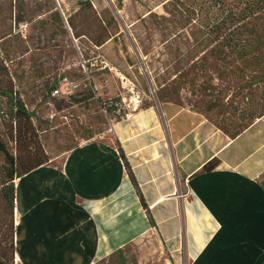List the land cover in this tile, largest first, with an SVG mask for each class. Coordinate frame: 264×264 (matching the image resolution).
Returning <instances> with one entry per match:
<instances>
[{
    "label": "crops",
    "instance_id": "0c3cea01",
    "mask_svg": "<svg viewBox=\"0 0 264 264\" xmlns=\"http://www.w3.org/2000/svg\"><path fill=\"white\" fill-rule=\"evenodd\" d=\"M112 124L108 144L86 140L16 180L20 264H100L150 233L184 264H264V114L232 137L159 99Z\"/></svg>",
    "mask_w": 264,
    "mask_h": 264
},
{
    "label": "rangeland",
    "instance_id": "374dc122",
    "mask_svg": "<svg viewBox=\"0 0 264 264\" xmlns=\"http://www.w3.org/2000/svg\"><path fill=\"white\" fill-rule=\"evenodd\" d=\"M88 1L95 12L85 4ZM159 2L0 0V35L4 30H12L11 35L0 40V84L9 85L12 81L33 112V122L50 158L47 163L60 165L71 148L86 140L108 144L114 139V134L108 132L111 124L136 103H159L157 83L191 57L193 38L188 35L189 29L174 38L177 29L171 21L161 19L166 13ZM55 10L63 16L62 22ZM149 10L155 14L150 15ZM70 16L86 32L84 36L73 35ZM117 30L121 33L109 42L108 56L105 48H95L96 39L107 38L109 32ZM105 59L109 63L106 68L102 62ZM216 70L212 64L196 84L186 83L180 95H172V100L203 112L232 133L264 113V76L251 67L244 77L228 81L216 78ZM197 71L202 73L199 68ZM65 76L74 83V93L69 97L52 95V87ZM209 83L215 95H201L199 87ZM7 104L6 98L0 96V121L3 115L7 117ZM0 129L6 131L4 125ZM5 167L4 155L0 153V182L5 178ZM6 216L7 211L1 210L0 204V221ZM14 218L16 223L15 210ZM14 264H20L16 257ZM100 264L184 261L172 257L162 239L150 233L128 243Z\"/></svg>",
    "mask_w": 264,
    "mask_h": 264
},
{
    "label": "trees",
    "instance_id": "16d2710c",
    "mask_svg": "<svg viewBox=\"0 0 264 264\" xmlns=\"http://www.w3.org/2000/svg\"><path fill=\"white\" fill-rule=\"evenodd\" d=\"M3 1L6 0H1ZM85 4L95 12L90 1ZM159 4H162L166 13L160 16L161 19L171 21L173 27L177 29L174 38L181 35L186 28L189 29V37L193 38L191 57L184 64L176 67L169 77L165 76L162 82L157 83L156 91L160 100L171 101L172 95H180L186 83L196 84L200 75H204L212 64L217 68L213 75L216 74V78L228 81L232 78L244 77L247 68L251 67L259 69L260 72L257 74L264 76V0H161ZM80 10L82 9L78 11ZM149 12L150 15L155 14L151 10ZM54 13L61 22L64 20L58 10ZM111 19H114V16ZM69 25L76 38L86 34L71 16ZM101 28L104 29L102 23ZM119 33L121 32L118 30L109 32L107 38L102 36L96 39L95 48H105L106 42L108 41L109 44L119 36ZM11 34V29L4 30L0 40ZM102 62L108 63V60ZM197 68L202 71L201 74ZM213 89L214 87L209 83L199 87V92L201 95H215ZM0 96L6 98L9 108L7 117L3 115L0 121V125L6 127L4 132L0 129V153L4 155L6 164L3 171L5 178L0 182V204L1 210L7 211L5 219L0 221V264H14L17 229L14 218L16 179L47 163L50 158L43 148L38 129L33 122L34 114L28 110L19 92L14 89L12 81L9 85L0 84ZM250 124L232 133L228 127L217 126L232 137H236ZM120 153L126 163L125 155L121 151ZM216 164V160L213 159L201 170H212ZM129 171L131 172V169ZM132 179L139 189L133 173ZM261 183L264 187V173L261 176ZM141 198L148 207L143 195ZM148 215L150 221L155 224L150 211Z\"/></svg>",
    "mask_w": 264,
    "mask_h": 264
},
{
    "label": "built area",
    "instance_id": "2783aa9c",
    "mask_svg": "<svg viewBox=\"0 0 264 264\" xmlns=\"http://www.w3.org/2000/svg\"><path fill=\"white\" fill-rule=\"evenodd\" d=\"M105 66H109L108 63L104 62ZM75 91V85L74 83L68 78V77H63L59 84L56 85V87H54L52 89V95L54 96H65V97H69L71 96V94H73ZM114 131V126L113 124L110 126L108 132H113Z\"/></svg>",
    "mask_w": 264,
    "mask_h": 264
}]
</instances>
